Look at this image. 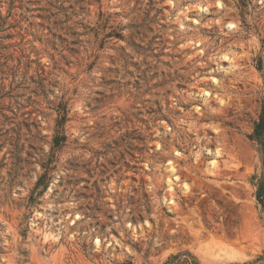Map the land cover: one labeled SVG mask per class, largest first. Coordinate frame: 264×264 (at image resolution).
<instances>
[{"label":"rangeland","instance_id":"obj_1","mask_svg":"<svg viewBox=\"0 0 264 264\" xmlns=\"http://www.w3.org/2000/svg\"><path fill=\"white\" fill-rule=\"evenodd\" d=\"M260 57L264 0H0V264H264Z\"/></svg>","mask_w":264,"mask_h":264},{"label":"trees","instance_id":"obj_2","mask_svg":"<svg viewBox=\"0 0 264 264\" xmlns=\"http://www.w3.org/2000/svg\"><path fill=\"white\" fill-rule=\"evenodd\" d=\"M257 69L259 70L260 73H262V77L264 80V61L262 57L258 58ZM59 114H60V119L58 121V128L62 132H64L63 127L67 120V107L65 104L62 105V108L59 110ZM60 139L64 140L65 136L60 137ZM250 139L258 144L259 151L262 156V165H263L262 172L259 177H256L257 182L255 186L257 187L256 199L259 202V204L262 206V208H264V103L262 106L259 119L254 125V131L253 134L250 136ZM54 143L57 145L59 144L58 135L55 137ZM259 260L264 261V258L260 257ZM182 262L184 264H196L195 258H193V256H189L183 260V255L171 257L169 262H167L166 264H180Z\"/></svg>","mask_w":264,"mask_h":264},{"label":"bare ground","instance_id":"obj_3","mask_svg":"<svg viewBox=\"0 0 264 264\" xmlns=\"http://www.w3.org/2000/svg\"><path fill=\"white\" fill-rule=\"evenodd\" d=\"M219 157H220L219 153L216 152L215 153V157H214L215 159L210 162V168H209V172L210 173L214 172V170H215V168L217 166V160L216 159L219 158ZM169 168H170L171 174L174 176L173 179L175 180V182L179 181V178L177 176H175V168L174 167H169ZM174 184L175 183H173L172 181H169V191H174ZM186 191H187V189H186ZM169 202L171 204H173L174 203L173 198H170Z\"/></svg>","mask_w":264,"mask_h":264}]
</instances>
